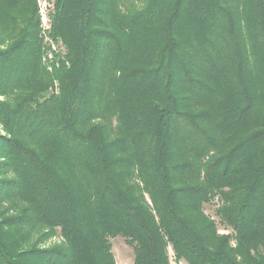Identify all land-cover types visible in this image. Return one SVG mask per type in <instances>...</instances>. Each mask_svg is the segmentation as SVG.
<instances>
[{
	"label": "trees",
	"instance_id": "16d2710c",
	"mask_svg": "<svg viewBox=\"0 0 264 264\" xmlns=\"http://www.w3.org/2000/svg\"><path fill=\"white\" fill-rule=\"evenodd\" d=\"M50 3L0 0V264H264V0Z\"/></svg>",
	"mask_w": 264,
	"mask_h": 264
},
{
	"label": "rangeland",
	"instance_id": "374dc122",
	"mask_svg": "<svg viewBox=\"0 0 264 264\" xmlns=\"http://www.w3.org/2000/svg\"><path fill=\"white\" fill-rule=\"evenodd\" d=\"M37 5L39 7L40 13L43 12V14L46 15V23L44 20L41 19V24L45 28H49L51 26V12H52V4L50 3V0H37ZM41 15V14H40ZM54 47H57L55 45ZM0 132L4 134V132L0 128ZM208 213H213L211 208H207ZM230 231L224 229L223 227H219V233L221 235L228 234ZM62 241V237L60 235L53 236L52 238L48 239L47 241L39 243L40 246L48 247L53 244H57ZM113 244V253L115 255L116 264H135L134 262V250L133 248L122 238V237H116L112 239ZM172 264H187L184 261H176L174 259L172 250H170Z\"/></svg>",
	"mask_w": 264,
	"mask_h": 264
},
{
	"label": "built area",
	"instance_id": "2783aa9c",
	"mask_svg": "<svg viewBox=\"0 0 264 264\" xmlns=\"http://www.w3.org/2000/svg\"><path fill=\"white\" fill-rule=\"evenodd\" d=\"M41 14V19L42 20H44L45 21V23H46V15L45 14H43V12L42 13H40Z\"/></svg>",
	"mask_w": 264,
	"mask_h": 264
}]
</instances>
